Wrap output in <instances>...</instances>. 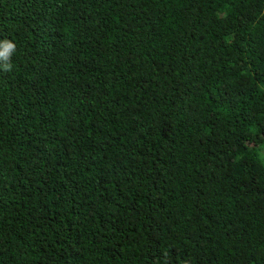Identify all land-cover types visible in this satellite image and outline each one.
Masks as SVG:
<instances>
[{
	"label": "trees",
	"instance_id": "16d2710c",
	"mask_svg": "<svg viewBox=\"0 0 264 264\" xmlns=\"http://www.w3.org/2000/svg\"><path fill=\"white\" fill-rule=\"evenodd\" d=\"M0 264H264V0H0Z\"/></svg>",
	"mask_w": 264,
	"mask_h": 264
},
{
	"label": "clouds",
	"instance_id": "9594fccd",
	"mask_svg": "<svg viewBox=\"0 0 264 264\" xmlns=\"http://www.w3.org/2000/svg\"><path fill=\"white\" fill-rule=\"evenodd\" d=\"M15 49H16V45L10 40H5L2 43H0V61L3 62V68L6 71L12 70L10 57L12 53L15 51Z\"/></svg>",
	"mask_w": 264,
	"mask_h": 264
}]
</instances>
